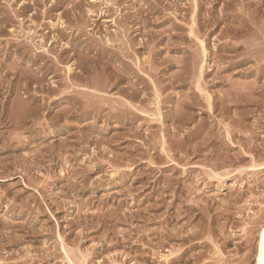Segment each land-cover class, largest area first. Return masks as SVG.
Masks as SVG:
<instances>
[{
	"label": "rangeland",
	"instance_id": "1",
	"mask_svg": "<svg viewBox=\"0 0 264 264\" xmlns=\"http://www.w3.org/2000/svg\"><path fill=\"white\" fill-rule=\"evenodd\" d=\"M263 54L264 0H0V264H258Z\"/></svg>",
	"mask_w": 264,
	"mask_h": 264
},
{
	"label": "bare ground",
	"instance_id": "2",
	"mask_svg": "<svg viewBox=\"0 0 264 264\" xmlns=\"http://www.w3.org/2000/svg\"><path fill=\"white\" fill-rule=\"evenodd\" d=\"M110 1V0H109ZM112 1V0H111ZM216 1V0H215ZM8 2V1H7ZM94 2V1H93ZM107 2V1H106ZM32 3V2H31ZM95 3V2H94ZM103 3H104V0H103ZM43 4V3H42ZM97 4V3H96ZM106 5V4H105ZM120 5V4H119ZM75 6V5H74ZM174 6V5H173ZM192 6V5H191ZM260 7V6H259ZM92 8V7H91ZM64 9V8H63ZM67 9V8H66ZM79 9V8H78ZM84 9V8H83ZM102 9V8H101ZM116 9V8H115ZM114 9V10H115ZM138 9V8H137ZM206 9V8H205ZM71 10V9H70ZM88 10V9H87ZM42 12H43V10H41ZM41 11H39V12H41ZM116 11V10H115ZM142 11V10H141ZM118 12V11H117ZM73 13V12H72ZM71 13V14H72ZM139 13V12H138ZM41 14H43V13H41ZM75 14V13H74ZM80 14H81V12H80ZM102 14V13H101ZM148 14V13H147ZM86 15V14H85ZM124 16V15H123ZM139 16V15H138ZM206 16V15H205ZM79 18V17H78ZM81 19V18H80ZM84 20V19H83ZM86 20V19H85ZM84 20V21H85ZM123 20V19H122ZM60 21V20H59ZM62 21V20H61ZM148 21V20H147ZM68 22V21H67ZM73 22V21H72ZM83 23V22H82ZM81 23V24H82ZM117 23V22H116ZM85 24H86V22H85ZM146 24V23H145ZM124 25V24H123ZM255 25V24H254ZM69 26V25H68ZM72 26H74V25H72ZM71 26V27H72ZM76 26V25H75ZM74 26V27H75ZM84 26V25H83ZM32 27V26H31ZM78 27V26H77ZM67 28V27H66ZM84 28V27H83ZM123 28V27H122ZM69 29V28H68ZM125 29V28H124ZM70 30V29H69ZM83 30V29H82ZM86 30H88V29H86ZM119 30V29H118ZM130 30V29H129ZM76 31V30H75ZM83 31H85V30H83ZM127 32H128V30H126ZM21 32V31H20ZM33 32V31H32ZM67 32V31H66ZM23 33V32H22ZM31 33V32H30ZM81 33V32H80ZM88 33V32H87ZM99 33V32H98ZM120 33V32H119ZM19 34V33H18ZM29 34V33H28ZM113 34V33H112ZM115 34H116V32H115ZM118 34V33H117ZM125 34V33H124ZM237 34V33H236ZM100 35V34H99ZM134 35V34H133ZM235 35V34H234ZM30 36V35H29ZM108 36H109V34H108ZM126 36H127V33H126ZM85 37V36H84ZM120 37V36H119ZM129 37V36H128ZM93 38V37H92ZM100 38V37H99ZM103 38V37H102ZM127 38V37H126ZM150 38V37H149ZM94 39V38H93ZM29 40V39H28ZM42 40V39H41ZM41 40H40V42H41ZM117 40V39H116ZM115 40V41H116ZM139 40V39H138ZM19 41V40H18ZM170 41V40H169ZM252 41V40H251ZM107 42V41H106ZM117 42V41H116ZM125 42V41H124ZM132 42V41H131ZM151 42V41H150ZM240 42V41H239ZM112 43H113V39H112ZM129 43V42H128ZM142 43V42H141ZM155 43V42H154ZM201 43V42H200ZM245 43V42H244ZM47 44V43H46ZM132 44V43H131ZM42 45V44H41ZM44 45V44H43ZM108 45V44H107ZM133 45V44H132ZM131 45V46H132ZM154 45V44H153ZM37 46V45H36ZM67 46V45H66ZM127 47H129V46H127ZM125 48V49H128V48ZM147 47H149V46H147ZM153 47V46H152ZM43 48V47H42ZM41 48V49H42ZM112 48H113V46H112ZM32 49V48H31ZM155 49V48H154ZM248 49V48H247ZM255 49V48H254ZM121 50V49H120ZM196 50V49H195ZM50 51V50H49ZM53 51V50H52ZM257 51V50H256ZM45 52V51H44ZM43 52V53H44ZM63 52V51H62ZM133 52V51H132ZM155 52V51H154ZM248 52V51H247ZM262 52V51H261ZM126 53V52H125ZM125 53H123V54H125ZM150 53V52H149ZM198 53V52H197ZM257 53H259V52H257ZM46 54V53H45ZM76 54V53H75ZM55 55V54H54ZM81 55V54H80ZM133 55V54H132ZM264 55V54H263ZM84 56V55H83ZM239 56V55H238ZM254 56H256V55H254ZM260 56V55H259ZM64 57V56H63ZM124 57L126 58V55H124ZM127 57H129V56H127ZM241 57V56H240ZM243 57V56H242ZM8 58H9V56H8ZM78 58V57H77ZM198 59H199V57H197ZM59 59V58H58ZM128 59V58H127ZM251 59V58H250ZM93 60V59H92ZM97 61V60H96ZM104 61V60H103ZM254 61V60H253ZM263 61V60H262ZM13 62V61H12ZM98 62V61H97ZM106 62V61H105ZM137 62V61H136ZM59 63H61V62H59ZM86 63V62H85ZM84 63V64H85ZM99 63V62H98ZM97 63V64H98ZM213 63V62H212ZM254 63V62H253ZM12 64V63H11ZM42 64V63H41ZM91 64H92V62H91ZM136 64V63H135ZM217 64V63H216ZM80 65V64H79ZM105 65V64H104ZM257 65V64H256ZM21 67V66H20ZM66 67V66H65ZM107 67V66H106ZM217 67V66H216ZM82 68V67H81ZM97 68V67H96ZM104 68H105V66H104ZM205 68V67H204ZM255 68V67H254ZM10 69V68H9ZM13 69V68H12ZM19 69V68H18ZM83 69V68H82ZM222 69V68H221ZM25 70V69H24ZM97 70V69H96ZM103 70V69H102ZM219 70V69H218ZM217 70V71H218ZM246 70V69H245ZM10 71H12V70H10ZM69 71V70H68ZM92 71H94V70H92ZM22 72V71H21ZM29 72V71H28ZM108 72V71H107ZM110 72V71H109ZM108 72V73H109ZM123 72V71H122ZM92 73V72H91ZM114 73V72H113ZM216 73V72H215ZM16 74V73H15ZM14 74V75H15ZM32 74H33V72H32ZM80 74V73H79ZM87 74V73H86ZM122 74V73H121ZM141 74V73H140ZM23 75V74H22ZM71 75V74H70ZM88 75V74H87ZM126 76V75H125ZM124 76V77H125ZM217 76V75H216ZM218 77V76H217ZM12 78V77H11ZM40 78V77H39ZM38 78V79H39ZM69 78V77H68ZM106 78V77H105ZM117 78V77H116ZM84 79V78H83ZM122 79V78H121ZM125 79V78H124ZM127 79V78H126ZM86 80V79H85ZM23 81V80H22ZM102 82V81H101ZM184 82V81H183ZM232 82V81H231ZM72 83V82H71ZM86 83H88V82H86ZM93 83V82H92ZM97 83V82H96ZM129 83V82H128ZM200 83V82H199ZM242 83V82H241ZM10 84V83H9ZM73 84H75V82L73 83ZM116 84V83H115ZM41 85V84H40ZM77 85V84H76ZM80 85V84H79ZM130 86H131V84H129ZM142 85V84H141ZM16 86V85H15ZM30 86V85H29ZM86 86V85H85ZM88 86V85H87ZM117 86V85H116ZM236 86V85H235ZM240 86V85H239ZM68 87V86H67ZM66 87V88H67ZM94 87H96V84H94ZM109 87V86H108ZM133 87V86H132ZM135 87V86H134ZM172 87V86H171ZM106 88V87H105ZM111 88V87H110ZM32 89V88H31ZM131 89V88H130ZM18 90V89H17ZM103 90V89H102ZM110 90V89H109ZM33 91V90H32ZM67 91H68V89H67ZM74 91V90H73ZM78 91V90H77ZM51 92V91H50ZM217 92V91H216ZM215 92V93H216ZM92 93V92H91ZM101 93V92H100ZM104 93V92H103ZM170 93V92H169ZM220 93V92H219ZM223 93V92H222ZM229 93V92H228ZM227 93V94H228ZM16 94V93H15ZM59 94V93H58ZM58 94H56V95H58ZM99 94V93H98ZM102 94V93H101ZM126 94V93H125ZM137 94H138V92H137ZM156 94V93H155ZM154 94V95H155ZM203 94V93H202ZM226 94V95H227ZM229 95V94H228ZM244 95V94H243ZM50 96H51V94H50ZM104 96V95H103ZM102 96V97H103ZM106 96V95H105ZM127 96H129V95H127ZM135 96V95H134ZM215 96V95H214ZM218 96H221V95H218ZM24 97V96H23ZM209 97V96H208ZM149 98V97H148ZM155 98V97H154ZM220 98V97H219ZM226 98V97H225ZM16 99V98H15ZM133 99V98H132ZM195 99V98H194ZM46 100V99H45ZM171 100V99H170ZM224 100V99H223ZM29 101V100H28ZM221 101V100H220ZM229 101V100H228ZM97 102V101H96ZM190 102V101H189ZM51 103V102H50ZM226 103V102H225ZM203 104V103H202ZM237 104V103H236ZM240 104V103H239ZM34 105H36V104H34ZM41 105V104H40ZM179 105V104H178ZM217 105V104H216ZM200 106V105H199ZM218 106V105H217ZM224 106V105H223ZM238 106V105H237ZM30 107V106H29ZM72 107V106H71ZM199 108V107H198ZM210 108H211V106H210ZM209 108V109H210ZM225 108H227V107H225ZM225 108H224V110H225ZM236 108V107H235ZM73 109V108H72ZM83 109V108H82ZM88 109V108H87ZM102 109V108H101ZM128 109V108H127ZM144 109V108H143ZM219 109V108H218ZM33 110V109H32ZM75 110V109H74ZM44 111V110H43ZM83 111H85V110H83ZM128 111V110H127ZM175 111V110H174ZM190 111V110H189ZM212 111V110H211ZM233 111V110H232ZM24 112V111H23ZM50 112V111H49ZM81 112V111H80ZM154 112V111H153ZM173 112V111H172ZM70 113V112H69ZM152 113V112H151ZM175 113V112H174ZM179 113H180V111H179ZM30 114V113H29ZM72 114V113H71ZM177 114V113H176ZM232 114V113H231ZM11 115V114H10ZM134 115V114H133ZM185 115V114H184ZM188 115V114H187ZM59 116V115H58ZM57 116V117H58ZM166 116V115H165ZM29 117H30V115H29ZM33 117V116H32ZM50 117V116H49ZM218 117V116H217ZM224 117V116H223ZM236 117V116H235ZM19 118V117H18ZM174 118V117H173ZM22 119V118H21ZM26 119V118H25ZM175 119V118H174ZM189 119V118H188ZM29 120V119H28ZM168 120V119H167ZM220 120H222V118L220 119ZM17 121H19L18 119H17ZM21 121V120H20ZM190 121V120H189ZM11 122V121H10ZM40 122V121H39ZM186 122V121H185ZM184 122V123H185ZM20 123V122H19ZM223 123V122H222ZM181 124V123H180ZM40 125V124H39ZM16 126V125H15ZM177 126V125H176ZM144 127V126H143ZM235 127V126H234ZM66 128V127H65ZM236 128V127H235ZM174 131V130H173ZM178 131H180V130H178ZM201 131V130H200ZM235 131H237V130H235ZM65 132V131H64ZM182 132V131H181ZM207 132V131H206ZM227 133V132H226ZM175 134V133H174ZM174 134L172 135V137L174 136ZM192 134V133H191ZM209 134V133H208ZM146 135V134H145ZM205 135H206V133H205ZM191 136V135H190ZM194 136V135H193ZM103 137V136H102ZM205 137V136H204ZM15 138V137H14ZM99 138V137H98ZM241 138V137H240ZM19 139V138H18ZM173 139V138H172ZM171 139V140H172ZM181 139V138H180ZM179 139V140H180ZM192 139V138H191ZM206 139V138H205ZM204 139V140H205ZM209 139V138H208ZM211 139V138H210ZM209 139V140H210ZM15 140V139H14ZM193 140V139H192ZM218 140V139H217ZM185 141V140H184ZM223 141V140H222ZM187 142V141H186ZM220 142V141H219ZM222 143V142H221ZM177 144V143H176ZM222 145V144H221ZM189 146V145H188ZM194 148V147H193ZM203 148V147H202ZM206 148H207V146H206ZM241 148V147H240ZM35 150V149H34ZM200 150V149H199ZM30 151H31V149H30ZM36 151V150H35ZM57 152V151H56ZM194 153H195V151H194ZM41 154V153H40ZM45 154V153H44ZM197 154V153H196ZM226 154V153H225ZM29 155V154H28ZM224 155V154H223ZM29 156H31V155H29ZM34 156V155H33ZM228 156V155H227ZM63 157V156H62ZM60 158V157H59ZM137 158V157H136ZM228 158V157H227ZM66 159V158H65ZM229 159V158H228ZM170 161V160H169ZM66 164V163H65ZM152 164V163H151ZM30 166V165H29ZM72 166V165H71ZM93 168V167H92ZM230 168V167H229ZM71 170V169H70ZM18 171V170H17ZM21 171V170H20ZM74 172V171H73ZM156 174V173H155ZM62 177V176H61ZM148 179V178H147ZM45 180V179H44ZM42 181V180H41ZM162 181V180H161ZM195 182V181H194ZM193 183V182H192ZM262 185V184H261ZM45 186V185H44ZM167 186V185H166ZM193 186V185H192ZM163 188V187H162ZM168 188V187H167ZM171 188V187H170ZM155 197V196H154ZM192 203V202H191ZM207 204V203H206ZM205 204V205H206ZM166 205V204H165ZM194 206V205H193ZM235 206V205H234ZM204 207V206H203ZM180 208V207H179ZM188 209V208H187ZM178 216V215H177ZM181 216V215H180ZM174 218V217H173ZM255 219V218H254ZM165 222V221H164ZM139 228V227H138ZM148 228V227H147ZM252 228V227H251ZM100 229V228H99ZM263 230H261V233H260V239H259V243H258V264H264V227L262 228ZM144 230V229H143ZM173 231H175V230H173ZM180 231V230H179ZM141 232V231H140ZM162 232V231H161ZM167 233V232H166ZM170 234V233H169ZM143 235V234H142ZM127 237V236H126ZM172 237V236H171ZM138 238V237H137ZM160 241V240H159ZM159 245V244H158ZM161 247H162V245H161ZM81 256V255H80Z\"/></svg>",
	"mask_w": 264,
	"mask_h": 264
}]
</instances>
